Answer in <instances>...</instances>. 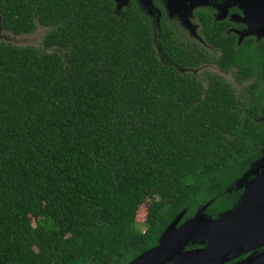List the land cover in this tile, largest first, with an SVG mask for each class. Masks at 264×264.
<instances>
[{
    "label": "trees",
    "instance_id": "16d2710c",
    "mask_svg": "<svg viewBox=\"0 0 264 264\" xmlns=\"http://www.w3.org/2000/svg\"><path fill=\"white\" fill-rule=\"evenodd\" d=\"M0 18L47 29L39 50L0 41V264H128L180 213L235 206L264 157V53L247 39L198 11L216 64L254 78L237 97L184 72L204 49L134 2L0 0Z\"/></svg>",
    "mask_w": 264,
    "mask_h": 264
},
{
    "label": "water",
    "instance_id": "95a60500",
    "mask_svg": "<svg viewBox=\"0 0 264 264\" xmlns=\"http://www.w3.org/2000/svg\"><path fill=\"white\" fill-rule=\"evenodd\" d=\"M243 13L245 24L254 26L252 9L245 8ZM239 184L245 190L235 207L217 218L206 216L201 209L182 223L180 213L161 233L155 248L128 264H223L237 255L242 244L264 238V157L251 165ZM192 229L199 230L190 236L192 242L178 245L180 237Z\"/></svg>",
    "mask_w": 264,
    "mask_h": 264
},
{
    "label": "flooded vegetation",
    "instance_id": "af4514ba",
    "mask_svg": "<svg viewBox=\"0 0 264 264\" xmlns=\"http://www.w3.org/2000/svg\"><path fill=\"white\" fill-rule=\"evenodd\" d=\"M203 6H199L198 9L195 10V18L200 27L199 34L201 40H191L186 39L190 42H194L200 45L204 52L206 53V60L202 63L213 64L217 68V72H208L202 80L198 79L203 86L207 87L209 85L208 78L210 75H216L226 83H228L232 90H251L252 83L254 78H247V80L240 81L236 78L235 72L236 68L231 67L228 70L221 69L216 64V59L221 55V51L218 48H214L212 45L207 43L205 39V35L202 32V26L197 18L198 11H202L207 15L209 19L213 22H220L221 27L224 29V34H232L235 37L236 46H240L244 40H248L249 45L252 49L258 50L264 53V0H200ZM134 2L139 9L146 14V16L150 19L152 27L154 30L161 29V23L167 24L168 26H173L175 23V19L169 18L167 10L165 8L164 0H152V6L154 10H156V14L159 15V20L155 22L156 14H150L149 11L146 10L144 5L140 3L139 0H128V3ZM250 2V4L248 3ZM242 6H249L254 12L253 18L251 22L254 23V26L248 27L244 21H241L242 16ZM124 7V6H123ZM252 13V12H251ZM257 13V15H256ZM221 17V18H220ZM249 30V33L245 36L246 30ZM155 35V40H156ZM159 37V36H158ZM158 41V40H157ZM197 68V67H196ZM196 68H187L193 69L195 72ZM259 90H264V80L258 84ZM236 96L238 94L235 91ZM264 101V97H263ZM256 120L259 121L262 125H264V117H259ZM243 186V193L245 190ZM242 193V195H243ZM241 195V196H242ZM240 196V198H241ZM239 198V200H240ZM237 201V203L239 202ZM235 204V206L237 205ZM234 206V207H235ZM223 264H264V238H258L247 243L242 244L237 251V255Z\"/></svg>",
    "mask_w": 264,
    "mask_h": 264
},
{
    "label": "rangeland",
    "instance_id": "374dc122",
    "mask_svg": "<svg viewBox=\"0 0 264 264\" xmlns=\"http://www.w3.org/2000/svg\"><path fill=\"white\" fill-rule=\"evenodd\" d=\"M140 3L144 5L147 11L150 12V14H156V10H154V7L152 6V0H139ZM165 1V8L167 10V13L169 15V18L175 19V23L173 24V28L179 33L182 39H197L201 40L199 30L200 27L197 23V20L195 18V10L199 8V6H203L202 2L200 0H164ZM117 9L125 6L128 2V0H115ZM250 4V2H248ZM250 9L249 6H242V13L244 12V9ZM250 13V12H249ZM244 14V13H243ZM221 18V17H220ZM159 20V15L156 14L155 22ZM247 19L245 16H242L241 21H246ZM47 29L38 27L35 32L28 35H19L15 36L11 34L10 32L4 31L1 27V18H0V41H3L5 43L18 46V47H33L36 49L42 48V39L44 35L46 34ZM249 33V30L247 29L245 32V36ZM158 38L156 37V40ZM184 72H187L189 74L195 75L198 79L202 80L203 77L207 75L208 72H217V68L213 64H199L197 66L195 72L193 69H185ZM182 72V70H181ZM238 96L246 95L245 90H235ZM153 191L150 192V196L153 197ZM149 203L148 200L143 203L136 212V221L138 224V227L140 229H144V220L146 215V208ZM34 222V220H32ZM199 230L192 229L188 233L182 235L179 239L178 245H182L185 242L191 243L192 240L190 239V236L193 237L197 235ZM189 238V239H188ZM193 244V243H192ZM187 249V248H185Z\"/></svg>",
    "mask_w": 264,
    "mask_h": 264
},
{
    "label": "bare ground",
    "instance_id": "6f19581e",
    "mask_svg": "<svg viewBox=\"0 0 264 264\" xmlns=\"http://www.w3.org/2000/svg\"><path fill=\"white\" fill-rule=\"evenodd\" d=\"M255 210H256V209H255ZM245 217L247 218V216H245ZM243 219H244V218H241V219H240V222L243 221ZM222 224H223V223H222ZM222 224H221L220 226H222Z\"/></svg>",
    "mask_w": 264,
    "mask_h": 264
}]
</instances>
